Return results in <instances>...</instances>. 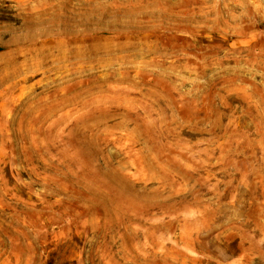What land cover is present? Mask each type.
I'll return each mask as SVG.
<instances>
[{
  "label": "rangeland",
  "instance_id": "374dc122",
  "mask_svg": "<svg viewBox=\"0 0 264 264\" xmlns=\"http://www.w3.org/2000/svg\"><path fill=\"white\" fill-rule=\"evenodd\" d=\"M0 264H264V0H0Z\"/></svg>",
  "mask_w": 264,
  "mask_h": 264
}]
</instances>
